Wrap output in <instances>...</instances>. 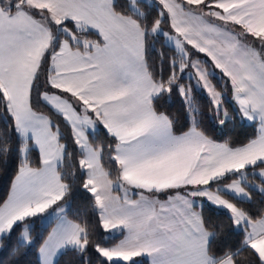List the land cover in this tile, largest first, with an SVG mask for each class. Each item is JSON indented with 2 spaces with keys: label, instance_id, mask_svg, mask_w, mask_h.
I'll return each instance as SVG.
<instances>
[{
  "label": "snow or ice",
  "instance_id": "snow-or-ice-1",
  "mask_svg": "<svg viewBox=\"0 0 264 264\" xmlns=\"http://www.w3.org/2000/svg\"><path fill=\"white\" fill-rule=\"evenodd\" d=\"M139 2L0 0V107L7 113L0 163L15 167L0 202V248L21 222L51 217L37 264H55L62 250L74 251L78 264H93V253L95 264H264V202L253 211L226 198L251 200L246 187H256L233 176L255 168L264 179V0H157L155 15ZM161 37L178 55L161 53L157 66L148 53ZM188 68L218 126L258 121L259 134L241 146L207 135L193 85L181 81ZM216 70L226 78L219 90ZM173 93L188 113L187 130L162 110ZM226 93L235 116L224 107ZM100 134L111 142L90 139ZM68 149L78 158L65 170ZM77 183L96 212L99 239L95 225L68 218L66 198ZM257 190L264 196V186ZM205 204L227 210L229 227L242 236L237 245H223L225 227L205 218ZM113 232L122 237L115 243L104 235ZM20 240L29 248L36 242L28 224Z\"/></svg>",
  "mask_w": 264,
  "mask_h": 264
},
{
  "label": "trees",
  "instance_id": "trees-1",
  "mask_svg": "<svg viewBox=\"0 0 264 264\" xmlns=\"http://www.w3.org/2000/svg\"><path fill=\"white\" fill-rule=\"evenodd\" d=\"M156 4V1H154L153 4L147 3L145 1H140L138 6L141 12L151 13L152 15H155ZM166 24L167 23L162 24V26L166 28V26H168V24ZM89 38L96 39L94 34ZM151 43L153 47L149 49L148 53L150 57V63H153L154 65L158 66L160 63L161 53H163L165 58L177 56L175 51L163 42V37L157 38ZM202 57L203 55L199 54V59L202 60ZM225 79L226 78L222 75H213L212 82L213 84L217 85V88L219 90L223 87V82ZM181 81L183 83L193 85V96L195 99V106L197 109L196 114L200 123V128L204 130L205 133L211 138L221 143L228 140L230 141L231 146H241L246 143L250 138H254L257 136V123L246 124L241 121L240 118L235 119L233 122L227 123L226 126H218L216 124V119L212 111V102L209 100V98L204 94L203 91L198 90L194 86L193 80L187 78L185 74L181 75ZM230 98V93H226L223 101L224 107L228 110L230 114L235 116L236 108ZM161 103L163 104L162 110L176 118V120L178 121L177 128L179 130H187L188 127H190L191 121L188 119V113H186L184 104L182 103L180 97L177 94L173 93V95L170 99L167 100V102L162 101ZM39 107L41 112L53 116V118L56 119L58 123H61V127L65 128L60 118L55 116L53 110L48 105L41 104ZM6 119L7 113H5L2 107H0V129H3L5 127ZM65 132H67V128H65ZM90 139L97 140L101 143L111 142L110 140L106 139L102 134L98 136L92 135L90 136ZM15 146V138L13 137L11 147L14 148ZM68 151L71 153V155H69L62 162L61 165L65 170H70L74 168L76 166L78 158L77 154L72 149H68ZM37 155V152H33V159H36ZM14 173L15 167L12 166L11 163H9L8 165L0 163V202L4 201L10 192V184ZM235 177L236 176H233L231 179ZM248 191L251 194V201L249 202L239 201L229 196H227L226 198H229L230 200H232V202L237 203L239 207L245 209H251L253 211L260 209L262 207V202H264V196L250 188H248ZM66 199L69 200L72 206L71 212H69L68 214V218L70 220L76 221H78L80 218H83L84 220L88 221L89 224L95 225V236L97 239H99L102 234V229H100L98 225L96 212L91 206V200L85 197V195L83 194V190L80 188L78 183L73 188L71 196L67 197ZM203 214L205 218L210 219L212 223L224 225L225 233L223 236V245L235 246L242 239L240 230L236 229L235 231H233L229 227L230 221L228 219V213H226L225 211L220 210L210 204H205L203 208ZM27 223H29V228L31 227L30 234L33 238H35L36 241L30 248L20 246V235L23 230V225ZM52 225V223L44 225L41 219H35V223L29 220L21 224L19 228L15 229V235L11 238V240H3L4 247L0 248V260H3L4 264H13V261H17L19 262V264H37V249L39 244L42 243L41 238L47 237ZM104 235L106 239L112 243H115L119 238H121L117 235L109 236L108 233H104ZM15 247H19V251L15 256H13L12 249ZM92 258L93 264H95L94 253L92 254ZM243 258L251 259L250 253L244 252ZM140 259L143 260V264H147V260L145 258ZM56 264H78V256L74 251L66 250L58 258Z\"/></svg>",
  "mask_w": 264,
  "mask_h": 264
},
{
  "label": "crops",
  "instance_id": "crops-1",
  "mask_svg": "<svg viewBox=\"0 0 264 264\" xmlns=\"http://www.w3.org/2000/svg\"><path fill=\"white\" fill-rule=\"evenodd\" d=\"M90 39H92V38H90ZM235 106V105H234ZM244 123H246V124H252V123H257V126H258V134H259V122L258 121H256V122H253V121H248V122H244ZM257 134V135H258ZM260 171V169H252V170H246L245 171V173H244V176H243V178H241V177H239V176H236L235 178H233V179H240L241 180V184L242 185H255L256 187H246V191H248V188H250V189H252V190H255L256 192H258V193H260L257 189H258V187H260V186H264V179H262L261 177H260V175H258L257 173ZM258 180V181H257ZM229 183L231 182V180H229L228 181ZM249 192V191H248ZM251 195V194H250ZM229 197H231V198H233L231 195H228ZM163 198V197H162ZM235 199H237V200H239V201H246V202H249V201H251V200H242V199H238V198H235ZM212 206H214V207H216V208H218V209H220V210H223V211H225L226 213H228L227 212V210L226 209H223V208H221V207H219V206H215V205H212ZM199 210V209H198ZM47 218H49L50 219V221H49V223H51V217H47ZM34 219V218H33ZM46 219V218H45ZM26 222V221H25ZM24 222H21V224H23ZM48 223V224H49ZM29 226V225H28ZM52 227H54V224L52 225ZM237 230H239V229H237ZM50 231H51V229H50ZM49 231V232H50ZM109 234V236H116L117 234L115 233V232H113V233H108ZM122 238V237H121ZM66 250H62L60 253H58V255L54 258V260H55V264H56V262H57V260H58V258L61 256V254L62 253H64ZM146 259V258H145ZM147 260V259H146Z\"/></svg>",
  "mask_w": 264,
  "mask_h": 264
},
{
  "label": "rangeland",
  "instance_id": "rangeland-1",
  "mask_svg": "<svg viewBox=\"0 0 264 264\" xmlns=\"http://www.w3.org/2000/svg\"><path fill=\"white\" fill-rule=\"evenodd\" d=\"M140 1H145V2L150 3V4H153L154 1L157 2V0H140ZM138 7H139V6H138ZM166 25H167V24H166ZM162 28H163L164 31H166V32H171V30L169 29V26H166V28L162 26ZM163 42H164L168 47H170L171 49H173V50L175 51V53L178 55V53L176 52V50H175V48H174V44H173L172 42L168 41L166 37H163ZM202 55H203L202 60H204V59H205V55H204V54H202ZM185 75H186L187 78L192 79L193 82H194V69H192V68H188V69H186V70H185ZM214 75H215V76H221L219 70H216L215 73H214ZM194 86H195V84H194ZM195 87H196V86H195ZM196 88H197L198 90L203 91L204 94H205V95L209 98V100L211 101L210 97L208 96V94L206 93L205 90H203L202 88H199V87H196ZM230 99H231V98H230ZM231 101L234 103V101H233L232 99H231ZM211 102H212V101H211ZM234 105H235V108H236L237 106H236L235 103H234ZM240 119H241V121H243V122H248L247 119H242V118H240ZM35 219H36V218H34V220H35ZM49 221H50L49 218H46V219H43V220H42V222L44 223V225H47V224L49 223ZM27 224L29 225V223H27ZM30 230H31V227L29 228V232H30ZM22 231H23V230H22ZM20 237H21V235H20ZM20 241H21V240H20Z\"/></svg>",
  "mask_w": 264,
  "mask_h": 264
}]
</instances>
